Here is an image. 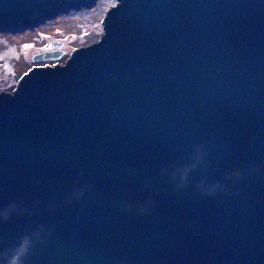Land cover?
<instances>
[{"label":"water","instance_id":"obj_1","mask_svg":"<svg viewBox=\"0 0 264 264\" xmlns=\"http://www.w3.org/2000/svg\"><path fill=\"white\" fill-rule=\"evenodd\" d=\"M95 2L0 0V32ZM0 264H264V0H118L0 93Z\"/></svg>","mask_w":264,"mask_h":264},{"label":"rangeland","instance_id":"obj_2","mask_svg":"<svg viewBox=\"0 0 264 264\" xmlns=\"http://www.w3.org/2000/svg\"><path fill=\"white\" fill-rule=\"evenodd\" d=\"M118 0H96L89 8L69 10L33 29L0 32V93L14 92L22 77L37 67L64 65L77 47L99 42L105 19ZM53 41L62 43L52 46ZM48 46L62 51L57 60L35 62L33 56Z\"/></svg>","mask_w":264,"mask_h":264},{"label":"flooded vegetation","instance_id":"obj_3","mask_svg":"<svg viewBox=\"0 0 264 264\" xmlns=\"http://www.w3.org/2000/svg\"><path fill=\"white\" fill-rule=\"evenodd\" d=\"M54 42V41H53ZM52 46H53V43H52ZM52 46H48V48H46L45 50L46 51H52V50H55Z\"/></svg>","mask_w":264,"mask_h":264}]
</instances>
